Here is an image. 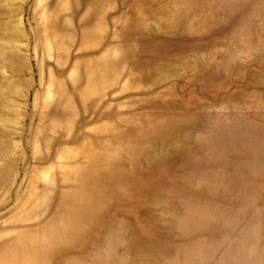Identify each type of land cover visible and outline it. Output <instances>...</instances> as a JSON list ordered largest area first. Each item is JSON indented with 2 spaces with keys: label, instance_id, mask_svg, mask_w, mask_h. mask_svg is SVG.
<instances>
[{
  "label": "rangeland",
  "instance_id": "rangeland-1",
  "mask_svg": "<svg viewBox=\"0 0 264 264\" xmlns=\"http://www.w3.org/2000/svg\"><path fill=\"white\" fill-rule=\"evenodd\" d=\"M0 264H264V0H0Z\"/></svg>",
  "mask_w": 264,
  "mask_h": 264
},
{
  "label": "bare ground",
  "instance_id": "bare-ground-1",
  "mask_svg": "<svg viewBox=\"0 0 264 264\" xmlns=\"http://www.w3.org/2000/svg\"><path fill=\"white\" fill-rule=\"evenodd\" d=\"M93 9H94V12H98L99 13V10L98 8L94 5L93 6ZM139 19L135 20L134 22L131 23V25H129V28L126 29V31L128 32H133L136 27H137V23H138ZM125 31V32H126ZM90 34V31L88 30H81L80 31V39H84L86 38L88 35ZM126 41L129 40L130 38H132V35L131 34H126ZM130 41H127L126 44L124 45V48H125V51L128 55L132 54V52H130V45H129ZM89 45L85 46V48H88ZM97 67H99V73L100 74H103L104 71L105 72H108V71H111V67H112V63L109 59H100L98 61V65ZM91 69H94L93 67H91ZM102 77L100 79H94V77L92 76H89L88 78V83L91 85L93 84L92 82H94V85L97 83V82H101L103 80H101ZM95 80V81H94ZM83 229L82 228H77L76 230L72 231L71 232V235L70 237L67 239V241H65L63 243V245L65 246H61L59 247L58 249V252L56 254V256L61 260V259H65L67 258V253L69 251H72L73 250V247L75 246V244L78 242H80L79 240H81V235L84 233V231H82Z\"/></svg>",
  "mask_w": 264,
  "mask_h": 264
}]
</instances>
